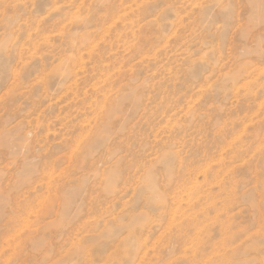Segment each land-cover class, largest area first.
<instances>
[{"label": "rangeland", "instance_id": "374dc122", "mask_svg": "<svg viewBox=\"0 0 264 264\" xmlns=\"http://www.w3.org/2000/svg\"><path fill=\"white\" fill-rule=\"evenodd\" d=\"M0 264H264V0H0Z\"/></svg>", "mask_w": 264, "mask_h": 264}, {"label": "bare ground", "instance_id": "6f19581e", "mask_svg": "<svg viewBox=\"0 0 264 264\" xmlns=\"http://www.w3.org/2000/svg\"><path fill=\"white\" fill-rule=\"evenodd\" d=\"M259 70V69H258Z\"/></svg>", "mask_w": 264, "mask_h": 264}]
</instances>
